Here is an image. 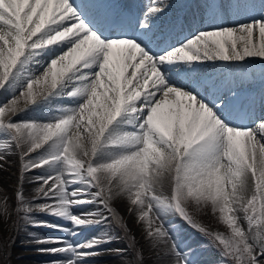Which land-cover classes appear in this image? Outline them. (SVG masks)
<instances>
[{
	"label": "snow or ice",
	"instance_id": "6c2138e0",
	"mask_svg": "<svg viewBox=\"0 0 264 264\" xmlns=\"http://www.w3.org/2000/svg\"><path fill=\"white\" fill-rule=\"evenodd\" d=\"M122 7L107 0H0V90L8 88L22 63L32 61L44 69L20 85L25 108L18 107L16 94L0 106V133L11 137L8 147L14 144L20 150L21 179L31 170L62 165L59 174L34 177L42 185L38 196L56 201L35 206L86 226L98 221L74 216L73 206L101 204L111 211L110 201L126 196L129 211L147 220V235L154 243H167L169 233L150 214L163 221L171 212L208 237L221 256L236 264H264V224H256L258 215L264 217V118L252 128L234 123L240 102L234 88L228 89V97L204 94L200 82L173 75L172 67L181 62L264 60V0H205L203 7L213 10V21L219 9L227 8L247 14L251 22L197 31L179 46L164 35L170 31L164 23L170 4H150L140 14ZM257 30L258 44L253 40ZM37 57L48 60L41 64ZM41 82L47 87L38 101L33 85ZM141 89L147 90L143 96ZM58 90L83 103L64 109L69 114L51 123L12 119ZM122 116L129 117L130 130L113 139L110 129ZM106 148L118 149L120 155L101 163L97 157ZM72 185L80 187L68 191ZM18 195L27 219L32 207H23V195ZM193 203L219 212L230 237L201 227L187 210ZM239 212L247 220V231L239 223ZM38 226L60 230L59 225ZM34 241L43 246L42 253L67 256V261L52 264H81L97 256L94 249L104 243ZM170 251L177 264H186L187 256L176 245Z\"/></svg>",
	"mask_w": 264,
	"mask_h": 264
},
{
	"label": "rangeland",
	"instance_id": "374dc122",
	"mask_svg": "<svg viewBox=\"0 0 264 264\" xmlns=\"http://www.w3.org/2000/svg\"><path fill=\"white\" fill-rule=\"evenodd\" d=\"M250 74L252 75L251 80L254 79L255 83L257 78L264 83V70H250ZM25 81L17 79V81L10 83L11 85L9 84L6 89L7 91L5 90L6 95L4 94V98L0 99V106L5 105L9 98H12L11 94H16L17 97L20 96V85ZM248 83L249 81L243 85H236L234 90L237 92L239 88H245V86L247 88L250 85ZM45 87L43 85L44 89ZM251 87H254V85ZM9 92H11L10 95ZM59 93L36 105L29 104L25 112L18 111L16 115L12 116V119L18 122L33 121L41 124L54 122L61 117L60 114L53 112L61 106L59 98H63V96ZM36 98L38 101L42 99L39 95H36ZM76 99H79V101L73 104L74 108L80 105V102L83 103L82 98ZM22 105L20 108H25V104ZM115 124L109 132L113 139L130 130L129 127L123 126L120 122L117 123L119 126ZM10 139L9 135L0 133V140L9 142ZM261 143H264V141H261ZM108 150L112 152L114 149H102L98 156L104 157ZM21 169L20 150L15 148L14 144L11 147L7 145L0 147V172H2L0 178V264H50L49 262L52 264L54 260H59L57 259L59 255L53 256L42 253L43 246L36 244L34 240L36 238L64 239L69 236L71 240L75 239V245L89 243L94 239L104 241L103 244L94 249L98 252V255L88 258L87 264H177L175 254L170 251L173 245H176L177 250L187 256L188 261L186 264H236L230 257L221 256L219 249L213 246L208 237L198 229L191 227L178 214L174 215L171 212H168L161 221L169 233L166 238L167 243L164 240L154 243L152 238L147 235V220L141 221L138 212L129 211L130 202L126 196L117 197L110 201L111 211L105 209L101 204L78 205L70 209L74 216L98 221V223L92 225L76 226L68 220L37 211L27 213L26 219L18 194L23 195V207L34 208L36 204L55 203L56 201H50L42 195L38 196L37 189L42 185L35 179L31 180L34 188L27 190L25 184H23L26 179H21ZM50 172L51 169H35L25 173L24 177L27 174L36 175V173L43 175L42 177H47ZM27 184L29 183L27 182ZM75 187L80 186L72 185L69 186L68 190L71 191ZM169 193L170 188L166 182L163 194L167 196ZM81 198L91 199L90 196H82ZM187 210L203 228L206 229L207 227L214 234L220 233L225 239L230 237L231 230L220 219V213H214L210 206L207 208L197 207L193 203L188 206ZM94 213H101L102 215H90ZM236 215L241 217L239 223L247 231L248 225L247 220L243 218L244 213L239 212ZM29 220H33L34 223H29ZM38 224L59 225L60 230L38 226ZM256 224L257 226L264 224V217L258 215ZM63 229L67 230V234L65 231L66 235L62 236L61 231ZM18 251L23 253L19 255ZM90 259L91 262H89Z\"/></svg>",
	"mask_w": 264,
	"mask_h": 264
},
{
	"label": "bare ground",
	"instance_id": "6f19581e",
	"mask_svg": "<svg viewBox=\"0 0 264 264\" xmlns=\"http://www.w3.org/2000/svg\"><path fill=\"white\" fill-rule=\"evenodd\" d=\"M110 1L111 2L116 1L119 4H123L124 6L122 7L121 10L126 12V13H129V14L143 13L144 11H146L147 7L150 4H160L162 2L168 3L171 5L170 9L167 10L168 11L167 16H169V15L177 16V15H179V12H178L179 8H181V9L187 8L185 18L182 21L183 25L181 28H179V32H176L175 36L169 37L170 42L176 46H179L180 43L183 42L185 37H187L188 39H191L197 31L211 30V27H214L217 25L223 26V27H237L239 24L251 22L250 17L247 14H245L243 12L234 13L231 9H227V8H225L224 10L228 11V15H229L228 18L217 17L213 21L212 20L213 10H208V9H205L203 7L205 0H110ZM222 1H224L223 4H227L230 2L229 0H222ZM216 2L220 3L219 0H216ZM194 9H197V10L192 13L191 10H194ZM202 11H204V13H206V14L200 13ZM196 12H199V14H197L195 17H192V15ZM255 15L257 17H259L261 15V13L259 11H257L255 13ZM202 19H205V21L203 22ZM170 26H173V23H171ZM253 40L255 43H257V44L259 43L258 30L256 33H254ZM239 47H241L240 44H238V48ZM35 59L39 60L41 64L45 63L48 60V58H46V57H37ZM224 62L225 61H219V60L207 61L204 64H198V63L194 62V63H192L191 66H189L188 63L181 62V63H178V64L172 66L175 69V71L173 72V75H176L178 72L179 74L186 76L189 80H195V81L200 82L202 85L201 91L204 94L212 95V94H215L217 92H220V93H223L226 97L230 96V92L228 91L229 88H235L236 85H243L245 82L247 83L249 81V83H250L249 87L246 88V86H245V88L237 89V92L240 94V98L244 99L245 103L237 105L236 111H235L234 123H237L241 126H247V127L253 126L254 127L255 124L260 121L261 118H264V102H262V98H264V87L262 85L264 83H262V81H259V78L256 79V83H255L254 79L251 80L252 75L250 74V70H253V71H255V70L257 71L259 69L264 70V60H261L259 58H248L246 61H243V62H241V61H231V62H227V63H224ZM58 67H59V65H58ZM43 71H44V69L41 68L39 64L33 63L32 61H29L26 64L22 63V64L18 65V67L16 69V74L14 75V77L10 83L17 81V79H21V81H24L29 77V75H32V74H35L37 76H41ZM129 71H131V69ZM70 74L71 73H68L67 75H70ZM201 75H203V76H201ZM48 79L50 82L51 77H49ZM58 79H59V77H58ZM224 82H228V84L227 83L225 84ZM223 83H224V85H223ZM15 84H17V83H15ZM43 85L47 87V85L44 84L43 82L33 85V93L35 96L38 95V93L40 91L44 90ZM252 85H254V87H251ZM256 86H257V88H256ZM252 88H256L259 91L254 92V91H252ZM65 90H68V89H65ZM6 91H4V92H2V90L0 91V99L4 98V96L6 95ZM140 91H141V95L143 96V94L147 90L141 89ZM10 93L11 92H9V95H10ZM58 93H59V90H58ZM54 95H56V94H54ZM11 96H12V94H11ZM18 97H19L18 107L20 108L21 106H23L22 104H25V98L22 96H18ZM50 97H52V96H50ZM9 100H10V98H9ZM59 100L61 102V106L59 109H56L53 112L60 114L61 116H66L67 114H69V113L65 112L64 109H66V108L67 109H75L73 107L74 106L73 104H76L75 102L79 101V99L70 98V97H66V96L63 98H59ZM80 103H82V102H80ZM69 104H71V105H69ZM2 106H4V105H2ZM66 106H68V107H66ZM245 110H246V112L244 114H242L243 111H245ZM24 112H23V114H24ZM21 115H22V113H21ZM128 119H129V117L122 116L118 120L117 123L120 122V123H122L123 126L128 128L129 125L126 123V121ZM118 129H120V128H118ZM116 130H117V128H116ZM257 135L258 136L256 138L258 140V139H260V136H259V134H257ZM4 140H0V147L7 145L8 141L7 142L5 141L6 142L5 143ZM110 150H108L106 153L104 152L106 154V155H104V157L98 156V158H99L98 161L101 163L107 162V161H110L111 159L116 158L120 155L119 150L114 149L112 152H110ZM44 169H49V168H44ZM61 171H62V165H57V167L55 169H51L50 175L48 174L47 177L55 175V174H59ZM1 175H2V172H0V178L2 177ZM42 176L43 175H39L37 173H36V175L27 174L24 177L26 179L25 180L26 182L23 184H25L27 190L34 188L31 180H34V177H42ZM27 182L29 184H27ZM68 191H70V189ZM149 218L153 219L154 224L161 223V221H158V220H156L155 217H152L151 214H150ZM66 229H63L61 231L62 236L67 234ZM65 231H66V234H65ZM61 240H63V242L65 244L67 242L68 243L70 242L71 245H73V246H75V244H76L74 242L75 239L71 240L70 236L65 237L64 239L61 238ZM81 245H83V244H81ZM77 246H79V245H77ZM22 253L23 252L18 251L19 255ZM57 259L67 261V256L65 254H60ZM86 261H88V260H86ZM86 261L81 262V264H87ZM89 262H91V259ZM49 263L51 264V262H49Z\"/></svg>",
	"mask_w": 264,
	"mask_h": 264
},
{
	"label": "clouds",
	"instance_id": "9594fccd",
	"mask_svg": "<svg viewBox=\"0 0 264 264\" xmlns=\"http://www.w3.org/2000/svg\"><path fill=\"white\" fill-rule=\"evenodd\" d=\"M44 209L42 206H35L34 208L31 209V211H37V212H42Z\"/></svg>",
	"mask_w": 264,
	"mask_h": 264
}]
</instances>
